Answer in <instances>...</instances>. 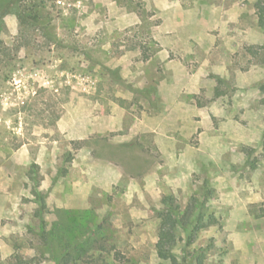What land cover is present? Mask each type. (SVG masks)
Masks as SVG:
<instances>
[{
  "label": "rangeland",
  "instance_id": "374dc122",
  "mask_svg": "<svg viewBox=\"0 0 264 264\" xmlns=\"http://www.w3.org/2000/svg\"><path fill=\"white\" fill-rule=\"evenodd\" d=\"M263 9L0 0V264H56L65 210L87 240L70 264H172L164 195L204 222L178 259L264 264Z\"/></svg>",
  "mask_w": 264,
  "mask_h": 264
},
{
  "label": "trees",
  "instance_id": "16d2710c",
  "mask_svg": "<svg viewBox=\"0 0 264 264\" xmlns=\"http://www.w3.org/2000/svg\"><path fill=\"white\" fill-rule=\"evenodd\" d=\"M259 22L264 25V9L260 13ZM42 203L45 207V203ZM161 203L162 205L156 210L159 218L158 241L156 243L159 257L170 259L172 264H205L202 248L192 253L187 250L181 259L177 258L173 250L178 241L183 239L179 236L180 231L185 233V247L188 248L194 243L199 230L204 227L203 218L199 215L197 206L194 203L184 206L173 195H164ZM64 213L68 218L65 217L63 221H57L51 232L46 234L47 237L45 236L48 240H53V238L59 240V246L55 248L54 254L56 264H70L72 253L77 252V249L83 251V245L87 242V240H76L78 231L82 230L83 224L76 219L72 211L65 210ZM97 228L100 229V226L92 229L93 234L98 232Z\"/></svg>",
  "mask_w": 264,
  "mask_h": 264
}]
</instances>
